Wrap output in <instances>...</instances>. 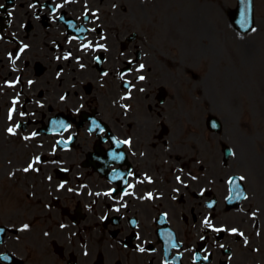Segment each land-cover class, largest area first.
Segmentation results:
<instances>
[{
  "label": "flooded vegetation",
  "instance_id": "flooded-vegetation-1",
  "mask_svg": "<svg viewBox=\"0 0 264 264\" xmlns=\"http://www.w3.org/2000/svg\"><path fill=\"white\" fill-rule=\"evenodd\" d=\"M6 4L0 264H264V131L185 132L198 122L173 93L165 43L134 39L127 0ZM52 25L68 37L36 68L35 39ZM223 142L237 156L225 159ZM235 177L254 193L230 206Z\"/></svg>",
  "mask_w": 264,
  "mask_h": 264
},
{
  "label": "rangeland",
  "instance_id": "rangeland-1",
  "mask_svg": "<svg viewBox=\"0 0 264 264\" xmlns=\"http://www.w3.org/2000/svg\"><path fill=\"white\" fill-rule=\"evenodd\" d=\"M147 15L148 14H146L145 13V11H139V10H135V21L136 20H141V21H146V19H147ZM154 19V18H153Z\"/></svg>",
  "mask_w": 264,
  "mask_h": 264
},
{
  "label": "snow or ice",
  "instance_id": "snow-or-ice-1",
  "mask_svg": "<svg viewBox=\"0 0 264 264\" xmlns=\"http://www.w3.org/2000/svg\"><path fill=\"white\" fill-rule=\"evenodd\" d=\"M252 31L254 32V31H256V29H255V28H252ZM140 67L143 68V65H141ZM139 79L143 80L144 77L141 76V77H139ZM12 131H13L12 129H9V132H12ZM30 167H31V166H30ZM27 170H28V169H25V171H27ZM27 227H28L27 225L24 226L25 229H26Z\"/></svg>",
  "mask_w": 264,
  "mask_h": 264
}]
</instances>
